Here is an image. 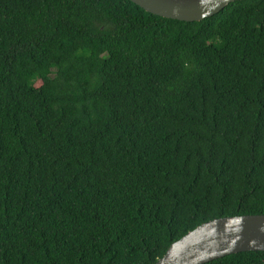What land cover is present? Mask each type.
I'll return each mask as SVG.
<instances>
[{
	"label": "trees",
	"instance_id": "1",
	"mask_svg": "<svg viewBox=\"0 0 264 264\" xmlns=\"http://www.w3.org/2000/svg\"><path fill=\"white\" fill-rule=\"evenodd\" d=\"M240 215H264V0H0V264H155Z\"/></svg>",
	"mask_w": 264,
	"mask_h": 264
},
{
	"label": "water",
	"instance_id": "2",
	"mask_svg": "<svg viewBox=\"0 0 264 264\" xmlns=\"http://www.w3.org/2000/svg\"><path fill=\"white\" fill-rule=\"evenodd\" d=\"M145 11L178 21L209 17L236 0H130ZM243 251H264V215L204 222L172 242L155 264H204Z\"/></svg>",
	"mask_w": 264,
	"mask_h": 264
}]
</instances>
